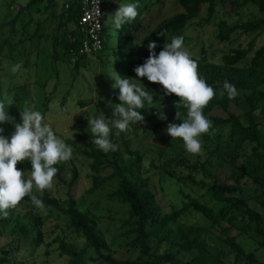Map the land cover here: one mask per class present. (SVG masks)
<instances>
[{"label":"trees","instance_id":"16d2710c","mask_svg":"<svg viewBox=\"0 0 264 264\" xmlns=\"http://www.w3.org/2000/svg\"><path fill=\"white\" fill-rule=\"evenodd\" d=\"M216 1L229 4L233 11L253 5L261 14L257 20L234 26L225 20L217 22L215 38L218 41H229L231 36L237 33L262 36V41L256 49L253 39L246 48L230 50L221 57L218 64L209 61L204 48L200 49L197 57L191 56L197 63L198 76L215 91L213 98L202 110L212 122L209 132L217 139L220 135H217L216 130L227 129V140L224 144L218 142L212 148H207L205 161L199 167L196 163L188 166L185 164L186 160L181 158L177 164L186 165L191 171L186 177L176 176L166 165L163 169L165 174L181 184L200 189L202 196L208 199L207 202L180 192L182 206L172 209L170 213L162 212L149 179L141 175L140 154L129 150L124 140V132L118 131L119 140L123 145L121 152L117 147L115 151L104 153L94 144L83 150V156L90 161L89 169L92 173L91 186L87 192L91 194L104 183L117 181L108 197L127 207V218L123 224L132 227L133 237L129 246L137 251L138 256L134 260H118L112 256L108 244L97 232L94 220L77 208L72 189L77 183L78 173L75 167H72L70 180L65 183L66 200L62 204L46 192L37 196L43 201L45 208L52 207L66 216L70 229L84 240L81 249L60 243L59 250L62 255L68 257V264H88L89 252L95 255L92 261L99 264H225L227 256H231L232 264H264V259H259L254 252H245L235 237L230 236V232L236 230L252 241L264 256V0H175L180 12L168 17L159 16L162 0L149 4L148 0H124V3L138 4V15L130 23L123 24L118 30L112 29L110 33L104 27L103 21L102 33L108 41L106 47L104 41L103 50L94 57L102 74L112 78L114 71L121 78H135L133 69L148 57L150 42L156 45L153 51L157 54L173 37H182L184 44L186 33L194 21L199 19L204 25L211 23ZM39 2L43 0H29L16 14L7 13L2 20V29L12 33L22 13ZM79 2L80 0H69L64 5L52 36L54 44L60 46L61 53L73 67V71L90 64L94 58L78 54L82 37L77 28L80 16ZM46 7L53 10L51 3ZM203 7L205 17H200ZM154 8L155 13L151 15ZM141 33L145 34L137 44ZM36 35L37 29L31 39ZM139 53L142 57L137 59ZM245 59L248 61L240 67V63ZM225 81L235 85L238 92L235 98L228 99L223 90ZM112 83L111 79L105 101L115 103L118 102V89H112ZM146 89L151 91L154 97L178 100L174 94L165 95L158 83L147 81ZM9 92L12 95L13 108L18 104H25L28 100L25 86L11 88ZM88 104L86 100L78 102L80 109ZM110 138L115 144L111 134ZM167 139L172 144L183 143L181 139H171L168 135ZM65 143L69 144L68 141ZM124 153L129 155L128 160L123 161ZM241 155L243 159L239 162ZM16 167L20 169L18 163ZM56 167L58 171L55 176L60 179L62 168ZM106 170L110 173L104 176ZM198 174H201L203 180L196 182L195 175ZM242 180H248L255 187L252 197L245 194ZM30 195L20 201L25 202L29 208V224H22L18 217L13 219L14 207L8 209L6 217L0 216V238L2 223L11 221L10 232L16 236L17 241L24 240L27 244L38 247L42 244V221L38 209L31 203ZM249 201L254 203L253 207L248 204ZM188 212L200 215L208 226L180 224L181 218ZM223 224H226V227L222 226ZM211 229L220 231L218 241L228 250L226 254H214L208 250L207 234ZM151 243L156 249L165 244V252L157 254ZM192 252L196 254L188 262H182L177 256L180 253ZM6 263V256H1L0 264Z\"/></svg>","mask_w":264,"mask_h":264},{"label":"rangeland","instance_id":"374dc122","mask_svg":"<svg viewBox=\"0 0 264 264\" xmlns=\"http://www.w3.org/2000/svg\"><path fill=\"white\" fill-rule=\"evenodd\" d=\"M68 1L43 0V2H39L36 6L23 12L15 24L13 32L7 33L6 29H2L3 18L7 13L16 14L29 0H0V102L6 105L11 104L13 99L9 90L17 86H25L28 91L27 102L18 104L14 108L11 105L8 106V114L14 118V122H20V110L25 108L37 110L43 115L44 122L51 125L55 134L64 141H68V145L73 149L70 160L55 165L62 168L61 178L58 179L54 176L52 187L43 191L34 187L31 195L41 196L46 192L51 198H55L62 204L66 200L65 183L69 182L71 168L75 167L78 180L72 189V194L77 208L94 220L97 232L106 241L115 259L134 260L138 253L129 246L133 237L132 227L123 224L127 218V207L114 198L108 197L117 181H108L91 194L87 192L91 186L92 173L89 169L90 161L83 156L82 152L92 144L91 140L93 139L91 132L87 131V121L94 116H99L101 112L105 117L111 118L112 109L109 102L105 101L111 77L101 73L96 57L92 58L90 64H85L73 71V67L67 63L61 53L60 46L54 44L52 36L57 28V18ZM123 1L104 0V27L109 30V33L113 29L110 16L121 3H124ZM154 1L148 0V4ZM49 3L52 4L53 10L47 9L46 6ZM179 12L180 9L175 0H162L160 17L172 16ZM154 13L155 8L151 10L150 14ZM204 14L205 7L202 8L200 17H205ZM260 16L261 14L253 5L233 11L229 4H220L216 1L211 23L204 25L199 19L194 21L186 33L187 39L184 46L192 57H197L200 49L204 48L209 61L216 64L220 62L225 53L239 47L246 48L253 39H255L256 49L261 44L262 36L237 33L233 34L229 41L220 42L215 38L217 32L215 24L225 20L234 26L257 20ZM36 29L37 35L31 39ZM144 34L141 33L138 36L137 44L141 42ZM107 41L105 39V47ZM139 57H142L141 53L137 54V59ZM247 61L248 59L242 61L240 67ZM16 63H19L21 67L13 73L11 67ZM139 79L146 88L147 80L143 77ZM154 99L153 110L144 109L143 122L130 125L124 131L126 146L129 150L137 151L140 154L141 175L149 179L150 187L155 193L162 212L170 213L172 209L182 206L183 199L180 192L207 202L208 199L202 196L200 189L181 184L165 174L163 168L166 165L169 171L174 172L178 177L188 176L191 171L187 169L186 165L191 166L196 163L199 167L205 161L207 148H212L218 142L221 144L226 142L228 130L224 128L216 130L217 135H220L217 139L213 133L202 134L200 152L198 154L188 153L184 150L183 143L172 144L168 141L164 131L168 123L178 124L180 122L175 119L176 111L180 113L182 121L186 118L187 110L178 100L168 97L167 100H164L159 96ZM80 100H86L89 104L80 109L78 106ZM160 104L161 110L166 116L165 120L157 118L160 114ZM0 127L4 129L5 136H9L13 131L12 123L9 122L0 125ZM111 135L118 147L117 150L121 152L123 145L119 140L118 130L112 129ZM129 158L128 154H122L123 161ZM181 158L186 160V165L177 164ZM242 159L243 155L240 156L239 162ZM18 164L20 169L25 170V173L28 174L30 164L27 161L18 162ZM109 173L110 171L106 170L103 174L105 176ZM201 180H203L201 174L195 175L196 182ZM241 185L245 194L252 197L255 190L252 183L242 180ZM248 204L251 207L254 206L252 201H249ZM28 211L29 208L25 202L18 203L13 208V219L18 217L22 224H29ZM38 213L42 221L40 228L42 244L38 247H33L24 240L17 241L16 236L10 232L12 222L2 223L0 257L6 256L8 259L6 264H68V257L62 255L59 250L60 243L64 242L77 249L82 248L84 240L70 229L66 216L52 207L45 208V210L38 209ZM180 224L208 226L206 221L194 212L186 213L181 218ZM222 226L226 227V224ZM219 232L217 229H211L208 232L207 248L214 254L216 252L226 254L228 250L218 241ZM230 236L235 237L236 242L245 252H254L259 259H264L262 251L248 238L236 230H232ZM152 249L157 250V254H162L165 252L166 246L162 244L156 249L152 245ZM195 254L194 252L180 253L177 256L182 262H188ZM88 255L90 258L88 264H99L92 261L95 258L93 253L89 252ZM225 260V264H232L231 256H227Z\"/></svg>","mask_w":264,"mask_h":264},{"label":"clouds","instance_id":"9594fccd","mask_svg":"<svg viewBox=\"0 0 264 264\" xmlns=\"http://www.w3.org/2000/svg\"><path fill=\"white\" fill-rule=\"evenodd\" d=\"M137 8L135 2L121 3L110 16L113 29L118 30L123 24L134 20L138 15ZM155 47L152 42L148 44V57L133 69L135 78H121L113 71L112 87L118 89L116 99L119 102L109 101L111 118L101 112L87 121V131L93 136L91 142L98 150L104 153L115 151L117 145L110 138L112 129L124 132L130 125L143 122L145 108L153 110L156 98L140 82L139 78L143 77L148 82L161 85L165 95L174 94L187 110L186 118L182 121L180 113L176 111L175 119L180 122L168 123L165 133L171 139H181L188 153L200 152V137L212 128V122L202 110L215 91L198 76L197 63L184 46L182 37H173L158 54L153 51ZM20 67L16 63L11 71L15 73ZM223 90L228 99L238 95L235 85L228 81L223 83ZM10 105L0 102V125L9 122L13 126L9 136H5L4 129L0 127V216L5 217L7 210L29 196L34 187L40 191L51 188L58 171L55 165L70 160L73 155L72 147L55 134L50 124L44 122L41 112L32 108L20 110V122L15 123L8 114ZM157 118L166 119L161 104ZM25 161L30 164L28 174L16 167L18 162ZM30 200L37 209L45 210L43 201L37 196L30 195Z\"/></svg>","mask_w":264,"mask_h":264},{"label":"built area","instance_id":"2783aa9c","mask_svg":"<svg viewBox=\"0 0 264 264\" xmlns=\"http://www.w3.org/2000/svg\"><path fill=\"white\" fill-rule=\"evenodd\" d=\"M77 28L82 34L78 54L94 57L103 50L104 0H80Z\"/></svg>","mask_w":264,"mask_h":264}]
</instances>
